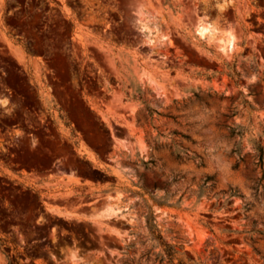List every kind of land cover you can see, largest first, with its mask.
Wrapping results in <instances>:
<instances>
[{
	"label": "rangeland",
	"instance_id": "rangeland-1",
	"mask_svg": "<svg viewBox=\"0 0 264 264\" xmlns=\"http://www.w3.org/2000/svg\"><path fill=\"white\" fill-rule=\"evenodd\" d=\"M156 234L264 264V0H0V264H170Z\"/></svg>",
	"mask_w": 264,
	"mask_h": 264
},
{
	"label": "trees",
	"instance_id": "trees-1",
	"mask_svg": "<svg viewBox=\"0 0 264 264\" xmlns=\"http://www.w3.org/2000/svg\"><path fill=\"white\" fill-rule=\"evenodd\" d=\"M136 91L139 92L138 90H136ZM257 150L259 152V162H262V160H263V149H262V147H261V145L259 143H258ZM154 239L157 241L159 246H161L163 248V253H164L165 257L162 256L160 258V262L162 260H164V259H167L170 264H173L172 262H173V259H174L175 255H176L174 247H171V246H169L167 244H164L162 239H161V237L158 234H156L154 236ZM176 264H196V263L192 262L191 260H188L186 262L183 261V260H178V262Z\"/></svg>",
	"mask_w": 264,
	"mask_h": 264
},
{
	"label": "bare ground",
	"instance_id": "bare-ground-1",
	"mask_svg": "<svg viewBox=\"0 0 264 264\" xmlns=\"http://www.w3.org/2000/svg\"><path fill=\"white\" fill-rule=\"evenodd\" d=\"M201 35H203L204 33H206L207 31V28H202V29H199ZM231 42L230 39H228V43ZM227 45V44H226ZM227 46H230V45H227Z\"/></svg>",
	"mask_w": 264,
	"mask_h": 264
}]
</instances>
